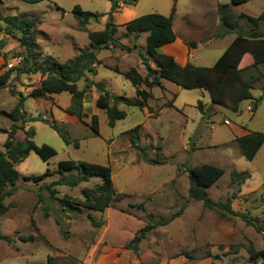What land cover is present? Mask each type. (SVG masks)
<instances>
[{
  "label": "rangeland",
  "instance_id": "1",
  "mask_svg": "<svg viewBox=\"0 0 264 264\" xmlns=\"http://www.w3.org/2000/svg\"><path fill=\"white\" fill-rule=\"evenodd\" d=\"M206 1L139 0L135 12L140 16L176 3L177 30L184 31L181 24L185 18L201 23L198 12L204 11L209 24L206 29L216 33L224 31L220 19L218 25L211 26L215 15ZM77 4L86 11L102 15L98 21L91 20L82 25L72 13ZM111 7V0H43L38 3L0 0V73L15 64L16 55L25 52L16 38L4 32L2 16L40 21L32 32L38 43L36 60L38 65L44 66L51 61L67 63L74 58L89 44L87 30L105 27ZM233 7L236 13L259 16L264 12V0H249ZM240 23L246 29L253 26L246 18ZM259 29L264 32V20ZM235 34L226 32L219 39L197 43L191 52V62L212 66ZM129 35L132 34H126L125 28L119 26L115 38L125 44L131 42L130 49L113 46L100 51L97 74L87 72V76L103 82L113 94L137 99V86L122 72L137 66L142 74H146L139 53L146 54L147 33L131 38ZM251 73L256 77L252 94L255 98L263 97L255 111L248 110L249 106L253 107L252 100L242 101L239 110L235 111L213 102L203 88L187 89L164 80L163 87L139 86L153 93L145 108L120 102L118 107L127 115L114 126L109 125L107 112L97 106L94 87L86 92L85 115L79 119L67 112L73 102L71 93L32 98L27 94L39 86L40 73L14 74L12 86L17 93L12 94L7 86L0 89V111L13 110L20 98L18 92L23 93L26 119L36 118L25 128L35 130L33 139L37 145L49 144L56 154L45 161L31 150L15 165L20 172L17 189L7 197L6 203L10 207L0 216V232L9 235L11 240L0 239V264H48L50 256L54 258L53 264H99L103 245L95 246L103 235H106L105 242L114 248L129 250L139 264H254L250 249H264V231L256 228L264 225V144L250 161L236 140L237 135L246 132L264 133V64L260 66V73ZM247 78L250 79L249 74ZM85 83L84 78L79 80V89H84ZM168 102L173 106L165 107ZM94 114L99 116V134L92 128ZM11 123L9 117L0 114V128L9 130ZM18 124L21 125V121ZM53 124L61 129L69 142L52 127ZM138 124H143V128L136 145L144 147L148 157L163 163L149 161L141 148L132 144L129 131ZM17 134L23 138L25 130L19 129ZM6 139L7 133L0 132V150H4ZM66 159L110 165L115 188L127 196L104 212L63 206L60 198L68 195L72 199H83L84 187L103 182L101 176L91 175L77 187L56 185L58 192L56 198H52L50 191L41 186L75 172L60 170L59 163ZM202 163L225 169L222 177L208 188V195L215 201L231 199L232 209L247 214L252 223L241 216L222 218L202 201L189 197L188 170ZM47 170L50 175L38 182L26 178L44 174ZM233 170L249 171L251 177L239 184L232 180ZM138 203H143L144 207L135 206ZM93 220L100 224L95 225ZM147 222L155 227L140 243L138 254L126 249L125 244Z\"/></svg>",
  "mask_w": 264,
  "mask_h": 264
},
{
  "label": "trees",
  "instance_id": "2",
  "mask_svg": "<svg viewBox=\"0 0 264 264\" xmlns=\"http://www.w3.org/2000/svg\"><path fill=\"white\" fill-rule=\"evenodd\" d=\"M29 3H38L43 0H24ZM112 7L108 13V20L102 30H87L89 44L81 48L79 53L67 63L58 61L48 62L44 66L38 65L36 60V49L38 43L32 29L35 28L40 21L36 18H18L10 15L2 16L4 22V32L16 38L25 52L22 55L23 60L20 64H13L9 69L0 73V89L7 86L12 94L17 92L13 88L12 80L14 74L21 73H40L41 80L39 86L33 88L27 96L32 98H41L52 94L69 92L73 96L71 106L67 108V112L76 115L82 119L85 115L84 100L88 89L95 88L97 92L96 104L104 109L108 115V123L114 126L117 120L126 117V111L120 109L118 104L124 102L126 105H135L145 108L149 99L153 98V93L149 89L139 88L145 84L151 88L155 85L163 87V81L168 80L187 89L203 88L210 94L211 100L221 104L232 110L238 111L240 104L244 100H252V111L256 110L262 100V96L255 98L252 94L253 81L256 79L251 71L260 73V66L264 64V32L260 31V22L264 20V12L259 16H251L245 13L236 14L229 4H219L218 14L221 26L220 36L226 32H235V37L221 56L212 66L195 65L188 62L185 65L179 64L174 56L159 51L163 45L175 41L177 38L174 30V16L176 12V3L172 8L170 15L166 16L159 12H152L137 16L122 26L126 30V34H134L138 36L140 33L147 32L146 37V54L139 53L142 63L146 68V74H142L138 68L132 66L122 73L135 86H137V99H131L123 95L113 94L106 85L101 81L92 80L87 76V72L97 74V66L101 63L98 53L104 49L113 46L121 49L129 50L130 46L122 43L115 38L118 31V25L114 23V12L120 7V1L124 5H133L136 0H111ZM249 0H231L233 5H239ZM72 13L80 24L86 25L91 20L98 21L101 13H95L84 10L79 4L75 5ZM246 18L253 26L249 29L243 27L240 20ZM2 30V28H0ZM18 32V35L16 34ZM189 46L195 47L197 43L190 42ZM136 46V45H135ZM153 62L154 65H151ZM118 71L119 68L116 67ZM1 70V67H0ZM250 75V79L247 75ZM82 78L85 79V88L79 89L77 82ZM20 98L13 110L0 111L12 121L10 129L0 128V132L7 133V139L4 143V150H0V216L4 214L10 207L6 203L7 197L11 196L17 189V181L20 178V172L16 168V164L25 159L31 150L35 151L43 160L47 161L56 154V150L49 144L37 145L34 141L35 130L33 128H25V125L36 118L26 119V111L23 110V102L25 96L18 92ZM173 104L168 102L165 107H172ZM203 108V105L199 103ZM21 121V125L18 122ZM61 136L69 142L68 137L61 129L53 124ZM93 130L99 134V116L93 115ZM143 124H138L131 129V142L134 146L141 148L143 155L151 162H159L160 160L148 157L144 147L136 145ZM24 129L25 136L20 138L18 130ZM240 145L243 155L252 161L264 144V133L249 132L242 136L236 137ZM151 146V145H150ZM163 163L164 161H160ZM61 171H75L62 175L57 180L42 185L50 191L52 198H56L58 192L56 185H68L77 187L82 182L89 180L91 175L101 176L103 182L94 186H86L82 189L84 198H74L65 195L60 198L63 206L71 209L87 208L104 212L113 206L116 201H120L127 196L126 193L118 192L113 181L112 168L110 165L100 164L86 160L66 159L59 163ZM189 197L195 201H202L204 205L218 212L220 217L229 218L231 215L241 216L247 222L252 223L247 214L235 211L231 206V199L227 201H215L208 195V188L213 186L225 173V169L210 163H202L189 168ZM50 175L47 170L44 174L27 176L29 180L40 181ZM233 181L239 184L244 183L251 177L249 171L233 170L231 172ZM41 196V195H40ZM143 208V203L135 205ZM95 225L100 222L93 220ZM155 225L147 222L143 227L136 231L134 237L125 244L126 249L133 250L138 254L140 243L147 238ZM257 230L264 231V225L257 226ZM30 238H33L30 236ZM0 239L10 241L9 235L0 232ZM251 258L254 264H264V249H250ZM262 262L259 263L258 260ZM54 258H48V264H53ZM146 264V263H141Z\"/></svg>",
  "mask_w": 264,
  "mask_h": 264
},
{
  "label": "crops",
  "instance_id": "3",
  "mask_svg": "<svg viewBox=\"0 0 264 264\" xmlns=\"http://www.w3.org/2000/svg\"><path fill=\"white\" fill-rule=\"evenodd\" d=\"M206 2H207V7L210 6L212 12L215 15V21H214L213 25H211V26H216V25H218V19H219L218 5L219 4H229L230 5L231 0H230V2H229V0H225V1L212 0L211 2H210V0H207ZM138 3H139V0H136V2L133 5L127 6V5H124L122 3V1H120V7L113 14L114 23L117 24L118 26H122L127 21L137 17L136 16L137 14L135 12L136 11L135 8L138 5ZM231 6H232V8H234L233 7L234 5H231ZM172 8H173V4H169V5L166 4L162 8H157L156 12H159L162 14L163 13L167 14V13L172 12ZM176 11H177V9H176ZM198 13H199V16L201 19V23L196 24V22L193 19L187 20V18H185L184 23L181 24L184 26V31L183 30L179 31L176 29V20H175L176 19V17H175L176 12H175L174 30L176 32L177 38L175 39V41L167 43V44H165L159 48L160 52L174 56L176 61L181 65H185L186 63L191 62V60H190L191 54H192L191 52L193 51L194 48L189 46L188 43H190V42L201 43L204 40H206V41L215 40V39H217V38L219 39L221 37L220 36L221 31L216 33L215 31L212 32L213 30L212 29L210 30V28L206 29V27L209 26V24L206 22V15L204 14V11H203V13L201 11H199ZM241 13H244V12H240V13H236V14L239 15ZM245 14H247V13H245ZM122 15H125L124 18L121 17ZM247 15H250V14H247ZM144 33H147V32H144ZM196 33H198V35H200V36L196 37V35H195ZM131 36H135V35L132 34V35H129L128 37L131 38ZM146 37H147V35H146ZM130 44H131V42L127 43V45H129V46H130ZM152 64L153 63L151 62V65ZM140 66H142V65H140ZM134 67L138 68L137 66H134ZM73 116H76V115H73ZM247 133H249V132H246L245 134H247ZM238 136H242V135H237V137ZM140 225L141 224H139V226ZM105 238H106V235L105 236L103 235L101 237V239L99 240V243L95 246V247L99 248L100 245H103L101 248L102 252L99 255V257H100L99 264H139V262H137V259L135 257L131 256V252L129 250L121 249L120 247L114 248L113 245L105 242ZM92 255H93V253H92ZM88 264H90V262H88Z\"/></svg>",
  "mask_w": 264,
  "mask_h": 264
},
{
  "label": "built area",
  "instance_id": "4",
  "mask_svg": "<svg viewBox=\"0 0 264 264\" xmlns=\"http://www.w3.org/2000/svg\"><path fill=\"white\" fill-rule=\"evenodd\" d=\"M22 60H23V57L22 56H18L17 58H16V62L15 63H17V64H20L21 62H22ZM248 110H252V107L251 106H249L248 107Z\"/></svg>",
  "mask_w": 264,
  "mask_h": 264
},
{
  "label": "water",
  "instance_id": "5",
  "mask_svg": "<svg viewBox=\"0 0 264 264\" xmlns=\"http://www.w3.org/2000/svg\"><path fill=\"white\" fill-rule=\"evenodd\" d=\"M138 51V50H137Z\"/></svg>",
  "mask_w": 264,
  "mask_h": 264
}]
</instances>
